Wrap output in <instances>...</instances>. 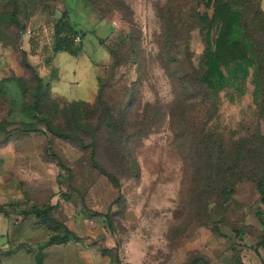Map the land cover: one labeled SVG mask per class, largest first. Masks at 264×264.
Here are the masks:
<instances>
[{
  "label": "rangeland",
  "instance_id": "1",
  "mask_svg": "<svg viewBox=\"0 0 264 264\" xmlns=\"http://www.w3.org/2000/svg\"><path fill=\"white\" fill-rule=\"evenodd\" d=\"M59 1L85 32L75 41L79 55L55 52L56 23L6 30L13 3L23 1L0 0V41H18L8 67L0 49V122L14 104L35 103L39 77V114L72 133L61 110L83 101L89 131L79 139L43 124L45 135L0 131V206L52 208L60 224L92 220L108 233L92 240L103 241L110 264H243L249 251L264 263L256 187L264 178L263 103L253 70L221 92L203 85L210 2L89 0L91 9L86 0ZM231 1L245 7L247 23L255 7L264 9V0ZM10 79H23L26 91ZM91 143L105 172L92 162ZM224 190L234 193L225 198ZM3 216L0 247L11 242L9 227L26 220Z\"/></svg>",
  "mask_w": 264,
  "mask_h": 264
},
{
  "label": "trees",
  "instance_id": "2",
  "mask_svg": "<svg viewBox=\"0 0 264 264\" xmlns=\"http://www.w3.org/2000/svg\"><path fill=\"white\" fill-rule=\"evenodd\" d=\"M30 1L34 2L36 0ZM208 1L213 8V14L210 19L206 16L202 18L203 23H207L203 85L210 91L221 92L235 84L241 77L246 78L249 76V71L253 70L254 77L257 80L260 100L263 103L262 110H264V9L258 4L259 6L255 7L250 22L247 23L244 20L245 7L242 5L234 4L231 0ZM16 16L17 7L11 20L23 31L21 24L16 20ZM214 29L216 30L215 36L212 34ZM82 32L77 29L76 25L71 23L69 13L66 11L55 25V52H69L75 56L79 55L83 50V45L76 44L75 41L77 38L85 36V32ZM10 81L18 83L21 86L22 93L26 91L23 79H10ZM37 82V86L33 88L36 92L35 103L32 106L14 104V108H11L8 117L0 122L1 132H4L6 136L16 132L45 135V131L38 128L40 124H43L48 132L57 137L79 139L80 131H89L87 128L88 104L83 101L67 105L61 110L74 125L72 133L58 132L50 120L41 116L38 100L42 94L44 80L37 77ZM101 92L98 94L99 102L102 100ZM89 147L91 148V158L94 166L105 172L95 160L97 145L91 143ZM261 154L264 157V142L260 146ZM114 180L116 183L118 182L116 179ZM256 187L261 204L257 212V219L264 225V178L262 176L258 179ZM233 193V190L223 191L225 198H229ZM10 206L14 209L11 212L6 209V206H0V215L3 214L8 218L10 215L20 213L26 218L35 215V217L44 219L42 223L48 224L52 233H54L46 246L83 239L76 232L68 229L65 224H60L52 218L50 216L52 208H40L32 205L29 208L31 210H21L19 212L15 211L18 205L11 204ZM262 245H264V238ZM117 264H121V262Z\"/></svg>",
  "mask_w": 264,
  "mask_h": 264
},
{
  "label": "crops",
  "instance_id": "3",
  "mask_svg": "<svg viewBox=\"0 0 264 264\" xmlns=\"http://www.w3.org/2000/svg\"><path fill=\"white\" fill-rule=\"evenodd\" d=\"M22 1L21 4L13 3V10L10 15L11 25L6 23V30L8 28L14 31L15 28H18L11 20L16 7V20L21 24L23 30L30 29L37 23L38 19L41 23L48 24V26L54 25L68 11L66 7L65 10H62L59 0ZM87 3L92 9L90 2L87 1ZM18 17H21L22 20H19ZM13 40L6 35L5 42L0 41V49L2 47L4 49V60L2 62L6 67L13 60L12 47L18 42ZM28 41L26 39L19 40L21 44L25 43V45ZM1 54L2 52H0ZM3 217L9 222L5 215ZM25 219L24 222H18L16 224L18 226L11 225L9 227L7 235L10 237L11 242L0 247V264H110L109 256L103 253L100 246L103 241L94 244L92 240L97 239V237L106 239L108 233L104 230L95 229L92 220L82 219L78 224H65L68 229L81 236L82 240H70L64 244L46 246L54 234L48 224H34L32 222L27 224L29 217ZM14 228L19 230L15 235L13 234ZM2 233L0 232V235L4 236ZM259 255H261V252L249 251L242 253L243 264H264ZM121 264L125 263L122 262Z\"/></svg>",
  "mask_w": 264,
  "mask_h": 264
}]
</instances>
